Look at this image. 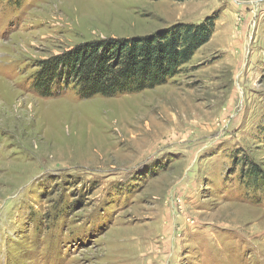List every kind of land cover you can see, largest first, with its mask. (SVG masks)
<instances>
[{
	"label": "rangeland",
	"instance_id": "obj_1",
	"mask_svg": "<svg viewBox=\"0 0 264 264\" xmlns=\"http://www.w3.org/2000/svg\"><path fill=\"white\" fill-rule=\"evenodd\" d=\"M205 22L166 85L33 89L82 44ZM250 167L264 179V0H0V264H264Z\"/></svg>",
	"mask_w": 264,
	"mask_h": 264
},
{
	"label": "trees",
	"instance_id": "obj_2",
	"mask_svg": "<svg viewBox=\"0 0 264 264\" xmlns=\"http://www.w3.org/2000/svg\"><path fill=\"white\" fill-rule=\"evenodd\" d=\"M151 1L184 3L188 0ZM206 22L173 25L150 36L82 44L40 63L33 89L40 97L47 98L59 86L72 87L81 100H88L135 95L166 85L211 39L213 28ZM243 171L239 176L246 180L248 187L264 189V179L255 167Z\"/></svg>",
	"mask_w": 264,
	"mask_h": 264
}]
</instances>
